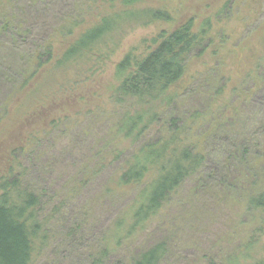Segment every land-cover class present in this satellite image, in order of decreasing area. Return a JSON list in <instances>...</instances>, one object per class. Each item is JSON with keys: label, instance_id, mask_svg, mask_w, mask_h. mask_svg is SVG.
<instances>
[{"label": "trees", "instance_id": "16d2710c", "mask_svg": "<svg viewBox=\"0 0 264 264\" xmlns=\"http://www.w3.org/2000/svg\"><path fill=\"white\" fill-rule=\"evenodd\" d=\"M180 1L72 0L59 26L34 39L28 23L16 18L15 0H0V39L8 36L24 60L20 75L25 81L19 92L32 78L94 77L135 29L169 25L150 40L146 53L139 56L130 49L114 67L111 101L120 117L111 137L123 146H111L113 160L103 159L100 165L115 163L121 151L130 149L110 185L115 191L137 194L108 232V246L142 233L190 182L188 199L200 206L241 204L240 220L249 230L243 236L240 227L231 234L230 246L214 256L205 253L204 262L264 264L259 255L264 252V117L256 131L244 135L241 119L254 91L264 88V44L256 64L238 82L221 72L217 78L205 63L198 78H193L197 73L185 78L191 59L208 51L214 34L224 33L211 20L225 14L228 4L211 17H198L186 14L183 2L177 8ZM48 2L32 0V6ZM5 46L1 40L0 52ZM213 75L216 78H210ZM193 92L203 103L182 113L187 94ZM150 130H156L157 138L145 141ZM41 206L42 198L27 186L18 156H13L0 168V264L37 261L48 233ZM168 252V244L159 242L134 255L131 264H162Z\"/></svg>", "mask_w": 264, "mask_h": 264}, {"label": "rangeland", "instance_id": "374dc122", "mask_svg": "<svg viewBox=\"0 0 264 264\" xmlns=\"http://www.w3.org/2000/svg\"><path fill=\"white\" fill-rule=\"evenodd\" d=\"M182 2L186 14L198 17H211L228 4L225 14L211 20L224 33L214 34L208 51L191 59L185 78L195 73L193 78H198L206 64L217 78L221 72L224 78L238 82L262 51L264 0H183L177 8ZM15 3L18 22L28 23L29 34L37 39L59 26L70 13L72 0H49L37 8H33L32 0ZM169 29L167 24L135 29L94 77L32 78L19 92L25 81L20 75L24 60L8 36L0 39L6 42L0 52V168L18 156L24 181L42 198L40 214L48 224L46 244L34 264H131L134 255L159 242L168 244L169 249L162 264H206L202 256H214L230 246L234 239L231 234L240 227L243 236L249 234L240 220L241 204L229 201L200 206L188 199L192 184L187 182L142 233L116 247L108 246V232L137 194L115 191L110 185L130 156V149L121 151L115 163L100 165L103 159L113 160L111 146H123L111 137L112 126L120 117L119 107L111 101L114 67L130 49L139 56L146 53L150 40ZM214 75L210 78H216ZM187 95L184 104L188 105L182 113L192 104L203 103L198 93ZM177 108L180 112L179 105ZM245 111L241 117L245 123L243 135L256 131L264 117V88L254 91ZM157 135L156 130H150L145 141ZM259 255L264 256V252Z\"/></svg>", "mask_w": 264, "mask_h": 264}]
</instances>
